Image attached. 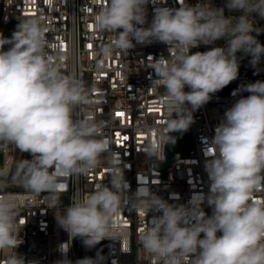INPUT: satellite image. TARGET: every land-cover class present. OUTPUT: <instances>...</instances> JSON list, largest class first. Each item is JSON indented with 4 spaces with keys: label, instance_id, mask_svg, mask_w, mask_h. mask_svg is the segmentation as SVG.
<instances>
[{
    "label": "clouds",
    "instance_id": "clouds-1",
    "mask_svg": "<svg viewBox=\"0 0 264 264\" xmlns=\"http://www.w3.org/2000/svg\"><path fill=\"white\" fill-rule=\"evenodd\" d=\"M165 2L107 0L94 16L96 29L114 34L102 49L105 57L116 50L128 52L133 41L168 48L167 58H152L149 66L155 73L153 84L164 89L161 103L170 133L146 146L147 156L156 159L175 140L172 133L187 132L193 113L238 78V53L250 57L254 68L264 58V44L257 39L264 30L254 23L256 17L264 19V0H226L227 9L238 13L229 16L210 0H177L175 8L162 6ZM150 4L156 6L145 26ZM219 40L224 47L214 46ZM200 45L213 46L191 52ZM48 48L38 17L20 20L11 37L0 33V144L30 155L12 175L34 194L53 191L63 176L95 170L110 153L102 123L77 115L88 103L83 83L64 74L59 57L54 59ZM243 91L249 95L225 110L206 144L210 187L204 199L210 215L200 197L173 204L150 189L129 195L124 170L114 166L107 184L74 195L66 207L52 205L58 225L69 236L58 246L63 258L56 264H73L67 253L75 238L87 248L105 239L118 241L125 199L154 213L139 242L157 264H264V202L254 198L264 190V81L244 85L233 96ZM9 172L7 166L0 169V187ZM19 215L15 198L0 196V255L4 264H36L17 252L23 243ZM75 264H103V257H84Z\"/></svg>",
    "mask_w": 264,
    "mask_h": 264
},
{
    "label": "built area",
    "instance_id": "built-area-1",
    "mask_svg": "<svg viewBox=\"0 0 264 264\" xmlns=\"http://www.w3.org/2000/svg\"><path fill=\"white\" fill-rule=\"evenodd\" d=\"M210 2L214 7L224 8L226 16L238 15L227 9L226 0ZM106 3L107 0H0V33L4 37H11L24 18L41 20L49 53L54 59L59 57L64 74L75 76L86 90L88 103L77 109V115L102 123L103 138L110 145V153L99 167L85 175L61 177L57 188L51 192L34 194L17 182L0 189V196L10 195L19 203L18 220L23 243L17 252L26 261L36 264H56L63 258L58 246L69 241L68 234L57 223L52 205L66 207L74 195L91 192L97 184H107L114 166L124 170L129 195L144 188L173 204H187L197 197L204 199L210 187L205 171L207 141L213 137L225 110L240 96L249 95L243 91L233 96V92L249 83L264 81V58L254 68L250 57L238 53V78L193 113L194 123L185 135L191 143L188 154L171 160L169 142L159 159L150 158L145 153L146 146L156 143L161 134L170 135L165 127L167 116L161 103L164 89L153 84L155 73L149 67L152 58H167L168 48L163 43L146 45L133 41L135 47L128 52L116 50L105 57L102 49L111 43L114 34L96 29L94 16ZM188 3L195 4L197 0H188ZM155 6H148L145 26L151 23ZM162 6L179 7L177 0H166ZM255 19L256 27L264 30V19ZM257 39L264 44V31ZM212 46L200 45L191 52L207 51ZM214 46L224 47L225 41L219 40ZM8 47L6 45L5 50ZM3 154L4 167L9 168V173H15L16 169L12 167L15 146L3 145ZM25 159H31L30 155L24 153L22 160ZM61 184L63 188L59 187ZM254 198L264 202V190L258 191ZM202 206L210 215L211 208L206 199ZM153 215L125 199L118 217L117 227L123 233L118 241L105 239L94 248H87L80 238H75L67 258L73 264L84 257L98 256L103 257V264H157L139 242V234ZM0 264H4L2 255Z\"/></svg>",
    "mask_w": 264,
    "mask_h": 264
},
{
    "label": "rangeland",
    "instance_id": "rangeland-1",
    "mask_svg": "<svg viewBox=\"0 0 264 264\" xmlns=\"http://www.w3.org/2000/svg\"><path fill=\"white\" fill-rule=\"evenodd\" d=\"M5 31V30H3ZM187 132H174L172 133V136L175 137V140L173 142H170L168 147V156L171 160L187 155L188 151L190 149L191 143L189 140L185 138ZM24 153L19 151L17 148H15V157L12 162V167L16 169V165L18 162L22 161ZM5 165V157L3 154V145L0 144V168H3ZM2 179V178H0ZM15 182L13 180V175L9 173V176L6 180H3V187H0V189L6 188L7 186L10 187L9 183Z\"/></svg>",
    "mask_w": 264,
    "mask_h": 264
},
{
    "label": "snow or ice",
    "instance_id": "snow-or-ice-1",
    "mask_svg": "<svg viewBox=\"0 0 264 264\" xmlns=\"http://www.w3.org/2000/svg\"><path fill=\"white\" fill-rule=\"evenodd\" d=\"M118 115H122V114H118ZM59 187L63 188V187H64V185H63V184H61V185H59Z\"/></svg>",
    "mask_w": 264,
    "mask_h": 264
},
{
    "label": "trees",
    "instance_id": "trees-1",
    "mask_svg": "<svg viewBox=\"0 0 264 264\" xmlns=\"http://www.w3.org/2000/svg\"><path fill=\"white\" fill-rule=\"evenodd\" d=\"M11 175L13 174V173H10Z\"/></svg>",
    "mask_w": 264,
    "mask_h": 264
}]
</instances>
